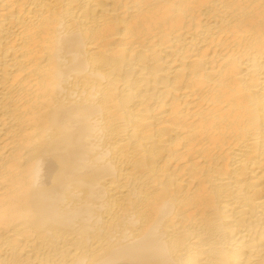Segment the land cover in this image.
I'll list each match as a JSON object with an SVG mask.
<instances>
[{"label": "bare ground", "instance_id": "6f19581e", "mask_svg": "<svg viewBox=\"0 0 264 264\" xmlns=\"http://www.w3.org/2000/svg\"><path fill=\"white\" fill-rule=\"evenodd\" d=\"M0 264H264V0H0Z\"/></svg>", "mask_w": 264, "mask_h": 264}]
</instances>
